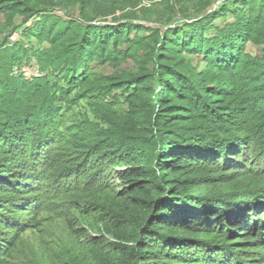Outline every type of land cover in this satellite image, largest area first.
I'll use <instances>...</instances> for the list:
<instances>
[{"label":"trees","instance_id":"trees-1","mask_svg":"<svg viewBox=\"0 0 264 264\" xmlns=\"http://www.w3.org/2000/svg\"><path fill=\"white\" fill-rule=\"evenodd\" d=\"M78 1L90 20L164 26L155 83L107 99L88 85L90 44L47 77H16L0 65V264H236L235 255L264 264L253 256L264 248V178L248 164L264 155V133L251 125L264 128V97L256 95L264 57L246 52L249 41L264 44V9L252 11L249 0ZM219 1L235 6L234 22L215 26L220 13H205ZM1 2L24 22L43 12L26 0ZM131 31L114 30L110 40ZM7 45L6 57L19 63L18 46ZM116 46L108 58L124 55ZM184 52L202 56L206 69L192 73L178 56ZM218 174L228 176L209 177ZM48 199L66 220L65 239L43 227ZM29 229L40 234L36 262L22 251Z\"/></svg>","mask_w":264,"mask_h":264},{"label":"rangeland","instance_id":"rangeland-1","mask_svg":"<svg viewBox=\"0 0 264 264\" xmlns=\"http://www.w3.org/2000/svg\"><path fill=\"white\" fill-rule=\"evenodd\" d=\"M26 1L36 9H43L42 13L37 14L33 18H29L27 22H24L25 15L20 12H14L11 8L8 10L6 8L9 7L6 6L7 4L4 2L0 3V65L2 64L4 66L7 64L8 67L6 69L10 70L12 75L16 77L25 75L30 80L34 76L47 77L49 72L53 73L56 71V68H63L62 64L69 63L72 52L81 46L83 47L84 44H86V46L90 44L87 52L91 51L90 53L95 57L94 61L89 65L90 70L88 73L93 76V80L88 85H93L97 87L96 89L104 90V92L109 94V96H106L107 99L114 95L122 96V94L124 97H127L129 95V90L133 88L135 84L138 85L142 83L143 86H149L155 83L156 67L154 54L161 40V36L157 34V32L160 31V28L162 29L164 27L161 23L157 21L138 20L137 24L143 25V28L133 30V28L136 27L135 24L125 22L122 25V21H120L119 23L121 25H119V23L112 20V16L107 18L97 17L91 20L84 17L81 14V3L78 0ZM160 1L161 0H144L142 5L150 6L152 3ZM220 3L221 2H217L214 7L210 8L205 13H209L213 9H216V14L220 13L221 16L214 22L215 26H223L228 21L231 23L234 22L235 15L231 9L235 6L231 4L230 6H226L228 10H225L224 6L219 7ZM248 3L253 9L252 11L258 12L264 9V0H249ZM247 5L245 6V14L249 15L251 10L247 8ZM226 12L227 14H225ZM194 13L195 12L192 10L183 15L179 14L173 19L180 20L187 14L195 16ZM205 13L201 15V17L204 16ZM192 25H194L193 32H195L197 27L199 28L203 23ZM126 27L132 29L128 34L125 32L122 33ZM31 29H36L38 31L35 35L30 36L27 33H29ZM114 30L117 32L122 31L120 37L116 40L118 43H121V46L118 47V51L116 52H121L124 55L108 58L105 51L107 50L109 53V51L113 52L117 48L116 41L113 42V40H110V34ZM152 30L156 32V36L148 37ZM210 33L214 35L216 31L212 30ZM101 34L107 41L105 46L98 42ZM7 43L16 44V46H18V56L22 59L26 56L27 58L23 61H21V59L18 61L19 63L15 64L14 61L9 58L10 56H8V54L6 57V50L9 49ZM21 44H24L23 51L26 53V56H22L20 53L19 46H21ZM165 51L167 52V50ZM246 52L252 59L263 58L264 44L249 41L246 46ZM178 56L184 60V63L191 69L190 71H192V73L205 70L207 67V62L202 56H194L186 52ZM48 66L50 68H48ZM256 95L264 97V91L256 92ZM82 101V105L86 106V100ZM120 105L124 108L128 107V104L124 101ZM260 105L261 106L257 107V109L264 111V104ZM241 123L244 122L241 121ZM251 125L256 132L259 131V135L264 133V128H260L259 124H256V122L251 123ZM252 141L253 142H250V144L252 145V150H255L256 144L254 140ZM235 149L237 148H234V150ZM240 149L242 150V148ZM98 152L101 154L107 153L104 149ZM229 154H231V152ZM262 157L263 158L259 159L255 158L252 164H248L251 168L256 169L257 173L264 178V155H262ZM95 172L96 171L93 173ZM227 176L228 174H218L209 177L220 178L225 181ZM72 177H74V174ZM231 185H235V183ZM44 187L42 191H46V189L49 188L48 186ZM44 196L45 199L48 198L45 193ZM56 203L57 201L55 199H48L45 209L40 213V218L47 219V222L44 221L45 224L43 227H46L47 231L52 230L53 233L56 234V237L62 240L69 236V228L66 224V220L53 211L55 205L58 207ZM62 210H64V207ZM242 211L243 208L240 209V213ZM232 238H235L234 234ZM39 239L40 234H38V232H33L31 229L21 235L22 251L26 252V254L28 253L30 261L36 262L34 256H36L37 253L40 242ZM257 252L258 253H255V255H252L264 257V248H260ZM32 253H34V256ZM235 256L234 260L236 264H243L244 260L237 255Z\"/></svg>","mask_w":264,"mask_h":264},{"label":"water","instance_id":"water-1","mask_svg":"<svg viewBox=\"0 0 264 264\" xmlns=\"http://www.w3.org/2000/svg\"><path fill=\"white\" fill-rule=\"evenodd\" d=\"M219 2H221V1H219ZM219 2H218V3H219Z\"/></svg>","mask_w":264,"mask_h":264}]
</instances>
